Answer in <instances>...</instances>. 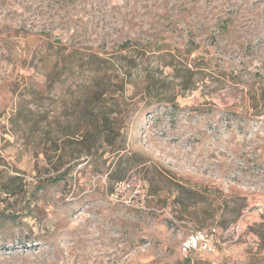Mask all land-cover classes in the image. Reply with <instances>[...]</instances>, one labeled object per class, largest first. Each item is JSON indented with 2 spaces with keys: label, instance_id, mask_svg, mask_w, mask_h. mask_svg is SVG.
<instances>
[{
  "label": "rangeland",
  "instance_id": "obj_1",
  "mask_svg": "<svg viewBox=\"0 0 264 264\" xmlns=\"http://www.w3.org/2000/svg\"><path fill=\"white\" fill-rule=\"evenodd\" d=\"M0 264H264V0H0Z\"/></svg>",
  "mask_w": 264,
  "mask_h": 264
},
{
  "label": "built area",
  "instance_id": "obj_2",
  "mask_svg": "<svg viewBox=\"0 0 264 264\" xmlns=\"http://www.w3.org/2000/svg\"><path fill=\"white\" fill-rule=\"evenodd\" d=\"M217 243V231L210 228L207 231L196 230L186 237L180 244V250L185 257L193 254H212Z\"/></svg>",
  "mask_w": 264,
  "mask_h": 264
},
{
  "label": "trees",
  "instance_id": "obj_3",
  "mask_svg": "<svg viewBox=\"0 0 264 264\" xmlns=\"http://www.w3.org/2000/svg\"><path fill=\"white\" fill-rule=\"evenodd\" d=\"M60 180H61V177L57 176V177H54L53 179H51L50 181H51V183H56V182H58Z\"/></svg>",
  "mask_w": 264,
  "mask_h": 264
}]
</instances>
